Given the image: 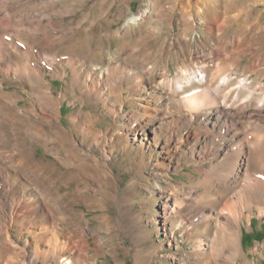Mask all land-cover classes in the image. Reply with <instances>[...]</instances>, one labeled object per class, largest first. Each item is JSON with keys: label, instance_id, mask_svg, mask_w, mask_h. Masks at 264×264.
Wrapping results in <instances>:
<instances>
[{"label": "rangeland", "instance_id": "1", "mask_svg": "<svg viewBox=\"0 0 264 264\" xmlns=\"http://www.w3.org/2000/svg\"><path fill=\"white\" fill-rule=\"evenodd\" d=\"M0 1L4 7L8 3ZM146 7L150 11L146 17L126 24ZM5 9L10 19L20 21L16 29L21 33L7 31L9 39L34 47L41 58H53L48 59L54 63L39 58L36 64L54 99L63 100L60 123L54 124L61 130L55 134L42 121L43 116L38 114L36 119L25 111L41 102L23 78L5 74L7 63H2L3 98L9 102L6 109H13L17 101L23 111L9 120L0 118V150L20 161L21 167L40 168L50 176L53 196L62 199L68 209L62 225L77 244L79 263L177 264L176 258L181 256L183 264H194L189 259L192 239L185 228L174 229L180 221L170 215L163 227L165 197L157 193L156 184L183 195L203 178L185 158L162 161L150 171L148 164L154 158L142 154L127 129L128 115L136 111L131 102L140 91L138 77L127 72L144 67L146 71L139 75L144 84L169 73L176 85L186 73L182 68L186 74L195 70L201 78L197 68L205 67L210 81V74L220 65L236 77L233 82L242 79L248 88L264 94V0H11ZM68 59L82 69L96 65L110 70V81H103L108 91L104 94V84L100 86L101 101L90 91L86 71L78 81L71 68L66 69V76H57L53 70L57 61ZM195 59L200 64L195 65ZM261 116L264 124V113ZM74 120L82 131L74 127ZM39 124L46 136L37 132ZM0 171L9 185L19 186L4 166ZM241 225L243 253L235 264H264V217L253 209L250 224L244 220ZM25 228L16 226L12 240L31 255L35 245L29 230L37 231L40 225ZM38 248L46 249L41 244ZM2 256L5 258L4 253ZM74 256L68 250L61 260ZM33 264L48 263L38 260ZM210 264L233 263L226 254L213 257Z\"/></svg>", "mask_w": 264, "mask_h": 264}, {"label": "bare ground", "instance_id": "2", "mask_svg": "<svg viewBox=\"0 0 264 264\" xmlns=\"http://www.w3.org/2000/svg\"><path fill=\"white\" fill-rule=\"evenodd\" d=\"M5 7L0 1V27H3L0 28V65L7 63L4 73L9 76L13 74L16 79L23 78L34 90L33 96L41 105L33 104L25 111L36 119L39 118L38 114L43 116L42 121L56 134L61 130L54 124L60 123L59 111L63 97H58L56 101L48 90V82L36 64L42 54L17 39H9L7 31L14 35L21 33V30L16 29L20 27V21L10 19ZM19 7L18 4L16 8ZM147 7L128 18L126 24H136L146 17L150 12ZM4 10L5 15H2ZM48 58L44 56L41 59L46 61L52 57ZM193 63L200 64L197 59ZM56 64L53 70L57 76H66V69L71 68L76 81L86 71L85 78L91 81L89 89L94 92L96 99L101 101V90L104 94L108 91L103 81L109 80V69L96 65L82 69V66L76 67L72 59L65 62L58 60ZM140 68L127 72L128 76L138 77L137 83L141 84L137 86L139 93L134 95L131 102L136 111L128 115L127 129L132 141L138 144L142 154L154 158L148 164L151 172L161 166L162 161L185 158L196 166L194 172L203 178L194 183L195 187L189 193L183 195L156 184L157 193L165 197L161 205L163 227L170 215L180 221L174 229L179 231L185 228L186 234L192 239L189 259H193L194 264H200L201 261L210 264L213 257L226 254L230 262L235 264L243 253L241 224L244 220L250 224L253 209L258 210L260 217H264V124L261 116L264 113V94L259 93L262 96L258 98L259 94L248 88L242 79L233 82L236 77L220 65L210 74V81L205 67L197 68L203 74L201 78L195 70V73L186 74V69L182 68L186 73L176 85L169 73L158 74L144 84L140 79L144 67ZM91 74L95 75L94 79ZM4 81L0 80V118L9 120L18 114L17 111L23 110L16 105L17 101L10 102L14 110L6 109L9 102L3 98L6 88ZM194 83L197 86L193 87ZM255 101H258L257 105L252 107ZM45 112L51 115H45ZM73 125L82 131L78 120H74ZM194 125H197L196 129H192ZM36 130L46 136L41 125H37ZM15 152H18L17 149ZM18 156L24 157L21 154ZM19 162L10 153L0 150V165L5 167L6 173L14 175L19 185H9L0 171V264H33V261L38 260L48 264H80L77 244L62 225L67 220L68 209L62 199L53 196L56 194L52 190L50 176L44 175L40 168L31 170L26 166L21 167ZM8 187L11 189H6ZM37 225H40L37 231L29 230L35 245L29 255L15 244L11 232L16 226L24 229ZM193 233L197 236L192 237ZM38 244L46 249L39 250ZM167 246H170L169 242ZM68 250L75 256L61 260ZM176 260L177 264H183L184 258L177 256Z\"/></svg>", "mask_w": 264, "mask_h": 264}]
</instances>
